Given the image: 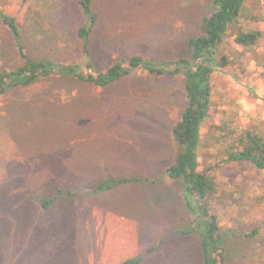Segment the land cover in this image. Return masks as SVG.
Here are the masks:
<instances>
[{
    "label": "rangeland",
    "instance_id": "obj_1",
    "mask_svg": "<svg viewBox=\"0 0 264 264\" xmlns=\"http://www.w3.org/2000/svg\"><path fill=\"white\" fill-rule=\"evenodd\" d=\"M212 0H92L96 71L132 56L189 59L187 42ZM28 53L77 64L79 0H0ZM258 31L254 46L234 42ZM84 58V59H83ZM215 58L208 117L197 149L200 170L219 186L206 204L225 232L226 264H264V171L224 163L223 149L246 133L264 140V0H247ZM0 24V71L19 65ZM181 79L138 71L104 87L56 76L0 98V264H121L155 246L140 264H202L181 180L165 175L177 147L171 128L183 109ZM129 179L94 192L99 183ZM72 189L44 209L41 199ZM85 189V190H84ZM253 231H255L254 234Z\"/></svg>",
    "mask_w": 264,
    "mask_h": 264
},
{
    "label": "trees",
    "instance_id": "obj_2",
    "mask_svg": "<svg viewBox=\"0 0 264 264\" xmlns=\"http://www.w3.org/2000/svg\"><path fill=\"white\" fill-rule=\"evenodd\" d=\"M246 1L212 0V11L202 17L197 33L187 42L191 52L189 59L155 62L141 56H132L111 64L104 71H96L90 61V37L98 21V14L92 9V0H79L85 23L78 28L77 37L85 58L86 71L77 64L59 63L46 57L33 59L28 53L16 19L0 10V24L7 30L20 62L14 69L0 71V98L13 88L30 87L39 80L56 76L91 83L100 88L107 87L136 71L148 76L181 79L183 109L178 121L171 128V137L177 152L173 163L165 169V175L169 179L183 182L182 200L192 221L180 232L197 236L202 264H226V255L223 248L225 232L217 216L211 213L206 204L216 197L219 186L209 170H200L197 149L201 139V127L209 112L211 75L217 65L223 67L226 63L224 58L217 61L215 52L229 27L238 22ZM259 36L258 31L241 32L235 36L234 42L249 48L255 45ZM223 154L224 163H243L264 171V140L255 133H246L234 140L223 149ZM129 181L110 179L99 183L93 191L107 190ZM72 191L67 188L58 189L52 194V198L41 199L40 204L47 209L60 196L71 197ZM254 233L255 231L252 234ZM163 240L147 249L145 253H140L121 264H140L144 255L156 251Z\"/></svg>",
    "mask_w": 264,
    "mask_h": 264
}]
</instances>
